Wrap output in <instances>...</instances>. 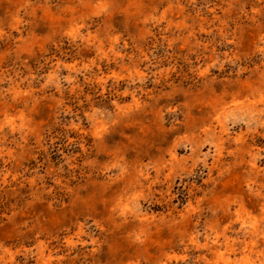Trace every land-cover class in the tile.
<instances>
[{"label": "rangeland", "instance_id": "1", "mask_svg": "<svg viewBox=\"0 0 264 264\" xmlns=\"http://www.w3.org/2000/svg\"><path fill=\"white\" fill-rule=\"evenodd\" d=\"M0 264H264V0H0Z\"/></svg>", "mask_w": 264, "mask_h": 264}]
</instances>
